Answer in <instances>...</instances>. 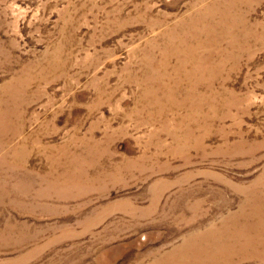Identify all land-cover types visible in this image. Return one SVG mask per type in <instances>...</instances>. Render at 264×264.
Returning <instances> with one entry per match:
<instances>
[{"label":"rangeland","instance_id":"rangeland-1","mask_svg":"<svg viewBox=\"0 0 264 264\" xmlns=\"http://www.w3.org/2000/svg\"><path fill=\"white\" fill-rule=\"evenodd\" d=\"M264 264V0H0V264Z\"/></svg>","mask_w":264,"mask_h":264},{"label":"bare ground","instance_id":"bare-ground-1","mask_svg":"<svg viewBox=\"0 0 264 264\" xmlns=\"http://www.w3.org/2000/svg\"><path fill=\"white\" fill-rule=\"evenodd\" d=\"M205 264H212L211 262H206Z\"/></svg>","mask_w":264,"mask_h":264}]
</instances>
